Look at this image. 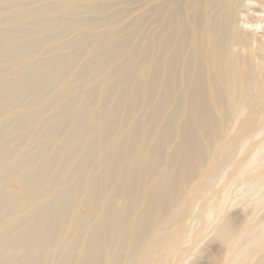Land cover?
I'll return each instance as SVG.
<instances>
[{
  "label": "bare ground",
  "instance_id": "1",
  "mask_svg": "<svg viewBox=\"0 0 264 264\" xmlns=\"http://www.w3.org/2000/svg\"><path fill=\"white\" fill-rule=\"evenodd\" d=\"M115 6L0 0V264H264V0Z\"/></svg>",
  "mask_w": 264,
  "mask_h": 264
},
{
  "label": "rangeland",
  "instance_id": "2",
  "mask_svg": "<svg viewBox=\"0 0 264 264\" xmlns=\"http://www.w3.org/2000/svg\"><path fill=\"white\" fill-rule=\"evenodd\" d=\"M105 2L106 0H95V2ZM113 1H115V3L117 4V6H115V8H123V7H125V9H128L129 10V12H131V16H129V15H127V17H126V19H130V18H133L134 16H140L139 18L138 17H134L135 19L137 18V20H139V19H141V16L146 12V9H148L151 5H152V0H140L139 2H136V3H134V1L133 0H113ZM117 1V2H116ZM156 1L157 0H155V3H156ZM129 2H132V3H129ZM154 2V1H153ZM123 4V5H122ZM127 6H126V5ZM133 4V6H131V5ZM40 4H38V3H31V5H29L30 7H31V9H32V7H38ZM29 6L27 7L28 9H29ZM120 6V7H119ZM123 6V7H122ZM133 7V8H132ZM136 7V8H135ZM147 7V8H146ZM135 10V11H134ZM260 17V16H259ZM261 17H262V19H264V16H263V14H261ZM261 17L259 18V19H261ZM249 18V17H248ZM248 18H245V19H247V20H249V22H251V23H253V24H256V20H255V17H254V19H253V21H252V17H250L251 18V20H250V18L248 19ZM257 18V17H256ZM261 19V21H262V23H260V29L259 30H262L261 29V27L262 26H264V22H263V20ZM255 20V21H254ZM259 22V21H258ZM67 39V37H60L59 38V41L61 42V41H64V40H66ZM137 72H138V70H137ZM138 75V74H137ZM29 143V142H28ZM235 191V190H234ZM233 191V192H234ZM231 193L232 195H233V197H232V201L233 202H235V204L237 203V205L235 206L233 203V205L235 206H230L231 207V212H230V210H229V212L231 213V214H236V215H239L241 212L239 211V210H242L240 207H242L241 205H243V206H246L245 204H247V206L250 204V200H247V199H245V201H243V199L241 198V197H238V198H241L242 199V201H243V203L242 202H240V200L237 198V196L240 194H238V192H237V190H236V192L237 193ZM236 194V196H234ZM231 195V196H232ZM235 197V198H234ZM234 198V199H233ZM238 200V201H237ZM238 202H240L241 203V205H239L238 204ZM249 203V204H248ZM236 209V210H235ZM239 209V210H238ZM209 245H207V247L204 249V250H202V252L198 255V257L196 258V262H197V264H211V261L212 260H214V259H217V257H218V255H217V253H218V251H219V247H218V245H216L215 243H208ZM219 258V257H218Z\"/></svg>",
  "mask_w": 264,
  "mask_h": 264
}]
</instances>
